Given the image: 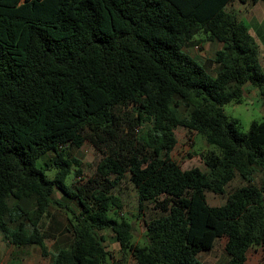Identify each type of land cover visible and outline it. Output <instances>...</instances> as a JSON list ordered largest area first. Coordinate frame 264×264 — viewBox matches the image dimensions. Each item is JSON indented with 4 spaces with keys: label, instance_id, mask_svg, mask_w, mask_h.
Wrapping results in <instances>:
<instances>
[{
    "label": "trees",
    "instance_id": "obj_1",
    "mask_svg": "<svg viewBox=\"0 0 264 264\" xmlns=\"http://www.w3.org/2000/svg\"><path fill=\"white\" fill-rule=\"evenodd\" d=\"M235 1L259 0H0V233L9 244L38 247L49 264H108L103 230L137 264H208L197 254L221 238L236 245L225 264H246L245 249L264 246V122L245 134L222 112L247 83L264 94L258 48ZM202 32L222 46L214 77L183 52ZM118 105L148 125L138 140L150 155L109 153L88 185L70 188L67 177L81 171L68 147L112 134ZM176 128L213 146L202 157L207 171L171 159ZM47 153L52 178L36 166ZM236 174L248 185L209 206L205 192L223 195ZM125 177L138 213L148 203L162 213L144 223L142 246L111 193ZM51 206L70 214V241L53 253L41 229Z\"/></svg>",
    "mask_w": 264,
    "mask_h": 264
},
{
    "label": "rangeland",
    "instance_id": "obj_2",
    "mask_svg": "<svg viewBox=\"0 0 264 264\" xmlns=\"http://www.w3.org/2000/svg\"><path fill=\"white\" fill-rule=\"evenodd\" d=\"M232 6L236 8V11L241 13V21L248 27H251L250 22L262 20V27L256 28L259 32L252 37L256 44H258L257 47H261L262 51L259 53V59L264 71V1L259 0L250 6H244L240 2L235 1ZM245 7H247L246 11L244 10ZM207 37L208 35L203 32L194 36V41L187 49V52L191 53L195 58L194 60L200 65L203 66V62L206 65L205 67H208L206 70L210 76L214 77L215 66L211 62H208L207 59H212L215 50L221 45L215 41H208ZM250 86L249 83L244 86L243 96L249 93L251 90ZM113 114L115 121L112 134H100V136L89 137L80 148L68 147L67 153L69 158H74L78 161V164L72 165V168L81 171V175L78 177H73L72 175H70L71 179H69V176L67 177L66 184L70 188H73V186L83 187L88 185V182L96 174L98 162L109 153H117L120 150L123 153H135L138 156L147 157L150 155V151L138 140L140 132L146 129L148 125L144 123L136 125V115L129 106H115L113 108ZM238 128L241 131L239 125ZM174 134L176 144L170 154L171 159L182 170L198 168L201 171H207L202 157L207 151L213 149V146L207 145L203 136L200 134L189 132L183 128H176ZM54 159L55 155L53 153H47L36 161V166L38 168L43 166L46 170L45 174L52 178L56 172ZM253 179L254 183L259 185L262 175L260 173L256 174ZM246 185L248 184L236 174L233 180L225 187V193L223 195H215L206 191V201L209 206H221L225 203L230 193ZM111 193L119 200L121 206L119 210L120 216L132 225L131 242L142 246L145 243L144 223L161 216L162 213L155 209L151 203L146 204L144 211L138 213L136 194L128 177H125L119 185L114 187ZM53 196L55 198H61L62 194L55 189ZM7 203L11 207L13 200L10 199ZM64 203H68L75 213L81 215L76 201L68 200V202ZM68 217H70V214L63 207L51 206L48 210V215L42 220L41 229L47 236L45 244L49 253L55 252V249L59 246L66 247L68 245L70 241V235L67 229ZM7 224L10 227L14 226L8 220ZM26 228L30 230L28 225H26ZM101 234L105 239V249L110 255V258L107 260L108 264H137L127 251L120 249L113 233L108 230H103ZM228 246L230 249L236 245L227 238L218 239L210 251H200L197 254V260L208 264H225L228 259ZM244 257L246 264H264V246L245 249ZM50 262V256L42 257L38 247H15L9 244L0 233V264H49Z\"/></svg>",
    "mask_w": 264,
    "mask_h": 264
},
{
    "label": "clouds",
    "instance_id": "obj_3",
    "mask_svg": "<svg viewBox=\"0 0 264 264\" xmlns=\"http://www.w3.org/2000/svg\"><path fill=\"white\" fill-rule=\"evenodd\" d=\"M250 89L239 103L230 100L222 106L224 117L229 122L236 121L245 134L251 130L253 123L264 122V94L256 86H250Z\"/></svg>",
    "mask_w": 264,
    "mask_h": 264
},
{
    "label": "crops",
    "instance_id": "obj_4",
    "mask_svg": "<svg viewBox=\"0 0 264 264\" xmlns=\"http://www.w3.org/2000/svg\"><path fill=\"white\" fill-rule=\"evenodd\" d=\"M243 23V22H242ZM243 25H244V27L246 28V31L249 33V35L251 36V38L253 39V35L254 34H257L258 32H259V30H256V28H261L262 27V20L260 19V20H257L256 22H250V26L251 27H248L247 25H245L244 23H243ZM250 28H252V29H250ZM207 40L208 41H211V40H209V38L207 37ZM254 40V39H253ZM193 41H194V39H192V41L189 43V44H187V46H185L184 48H183V52L184 53H186L188 56H190L191 58H193V59H195L192 55H191V53H189V52H187V49L190 47V45H192V43H193ZM196 41V40H195ZM254 42H255V40H254ZM218 43V42H217ZM256 43V42H255ZM220 44V43H219ZM221 45V44H220ZM256 45H258V44H256ZM221 47L222 46H220L217 50H215V52L216 51H218V50H220L221 49ZM258 48V59H259V53H260V51H262L261 50V47H257ZM215 55V54H214ZM213 58H214V56H213ZM213 58L212 59H207L208 60V62H211L212 63V65L213 66H215V72H216V70H217V65L213 62ZM259 63H260V65H261V68H262V64H261V62H260V59H259ZM202 64H203V66L205 67L206 65L202 62ZM206 69H208V67H205Z\"/></svg>",
    "mask_w": 264,
    "mask_h": 264
}]
</instances>
